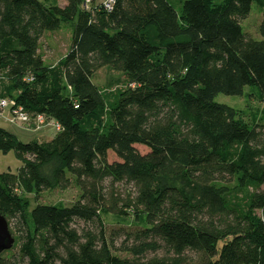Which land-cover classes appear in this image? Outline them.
<instances>
[{
	"label": "trees",
	"instance_id": "trees-1",
	"mask_svg": "<svg viewBox=\"0 0 264 264\" xmlns=\"http://www.w3.org/2000/svg\"><path fill=\"white\" fill-rule=\"evenodd\" d=\"M253 2L260 39L240 24ZM62 22L70 44L48 64L40 38ZM103 66L121 87L91 81ZM245 86L263 102L251 124L214 100ZM0 100L59 125L40 142L0 127V152L22 162L0 173L14 237L0 264H264V0H183L179 13L167 0H0ZM71 185L70 206L27 210L22 194ZM105 214L135 228L107 236Z\"/></svg>",
	"mask_w": 264,
	"mask_h": 264
},
{
	"label": "rangeland",
	"instance_id": "rangeland-1",
	"mask_svg": "<svg viewBox=\"0 0 264 264\" xmlns=\"http://www.w3.org/2000/svg\"><path fill=\"white\" fill-rule=\"evenodd\" d=\"M93 1L94 3H98L104 2L105 0ZM167 1L178 13L180 12L183 0ZM221 1L223 0H213L214 3H220ZM58 3L63 5L65 0H58ZM260 19L261 11L257 4L253 2L249 14L246 18L242 19L240 23L243 32L249 34L253 39H260L258 33ZM71 32V22H62L58 29L47 31L42 35L39 42V52L46 63H55L58 58L65 54L70 44ZM91 81L98 86L104 87L107 85H114V87H121L124 83V75L120 71L113 70L109 66H103L92 75ZM214 100L218 103L235 108L239 112L241 118L249 124L254 121H260L263 118L261 113L263 102L259 98L256 87L245 86L243 89V95L240 96L219 93L214 97ZM9 118V109L4 108L0 114V127L15 134L21 142L45 141L50 139L57 130V128L51 124V121H48L47 119L38 126L39 123H34L33 119L31 123L21 124L16 123L15 121L9 122ZM134 147L142 154L148 151V149L142 145L135 144ZM107 160L112 162L118 161L119 159L113 154V152L108 151ZM21 165V160L15 155L13 150H9L6 153L0 152V173H17ZM79 192V189L74 185H71L65 190L57 188L44 190L37 197L33 194L25 193L22 194V196L26 201L27 210H30L36 203L63 204L64 206H70L78 199ZM130 220L131 218H128L127 216L118 217L113 214L103 215L105 233L107 236H110L112 232L118 231L119 228L134 229L135 227L130 223ZM120 241L121 238L114 242L115 247H118ZM114 253L117 255H124L116 249H114ZM191 255L195 256L193 253H191Z\"/></svg>",
	"mask_w": 264,
	"mask_h": 264
},
{
	"label": "built area",
	"instance_id": "built-area-1",
	"mask_svg": "<svg viewBox=\"0 0 264 264\" xmlns=\"http://www.w3.org/2000/svg\"><path fill=\"white\" fill-rule=\"evenodd\" d=\"M86 2H89V0H86ZM112 3L113 0H105L103 2V6L109 10L112 7ZM13 105H14L13 101L7 102L6 100H0V107L1 108L8 107L9 109V113H10V118L8 119L9 122L15 121L16 123L27 124L32 116L24 112L20 107L11 108V106ZM34 118L36 123H39L38 126L42 124L44 120L47 119L48 121H51V124H53V126H55L57 129L59 128V125L55 124L52 120L46 118L43 115H36L34 116Z\"/></svg>",
	"mask_w": 264,
	"mask_h": 264
},
{
	"label": "water",
	"instance_id": "water-1",
	"mask_svg": "<svg viewBox=\"0 0 264 264\" xmlns=\"http://www.w3.org/2000/svg\"><path fill=\"white\" fill-rule=\"evenodd\" d=\"M14 243L7 220L0 214V253L8 250Z\"/></svg>",
	"mask_w": 264,
	"mask_h": 264
},
{
	"label": "bare ground",
	"instance_id": "bare-ground-1",
	"mask_svg": "<svg viewBox=\"0 0 264 264\" xmlns=\"http://www.w3.org/2000/svg\"><path fill=\"white\" fill-rule=\"evenodd\" d=\"M0 108H1V107H0ZM4 108H7V107H4ZM4 108H2V109H4ZM0 114H1V113H0ZM32 119H33L34 123L36 122V121H35V118H34V117H31L28 123H31V122H32Z\"/></svg>",
	"mask_w": 264,
	"mask_h": 264
}]
</instances>
